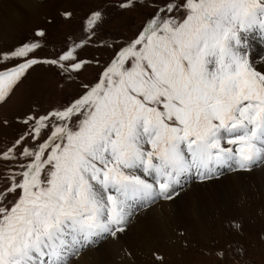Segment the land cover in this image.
<instances>
[{"label": "snow or ice", "instance_id": "6c2138e0", "mask_svg": "<svg viewBox=\"0 0 264 264\" xmlns=\"http://www.w3.org/2000/svg\"><path fill=\"white\" fill-rule=\"evenodd\" d=\"M103 20L94 11L85 38L52 59L35 58L40 40L0 52V104L35 65L79 77L89 64L79 51ZM253 32L264 37V0H166L80 95L27 115L28 131L0 151L15 164L0 177V264H71L97 238L123 233L141 202L178 195L193 170L208 180L225 167L264 165V71L249 58Z\"/></svg>", "mask_w": 264, "mask_h": 264}, {"label": "rangeland", "instance_id": "374dc122", "mask_svg": "<svg viewBox=\"0 0 264 264\" xmlns=\"http://www.w3.org/2000/svg\"><path fill=\"white\" fill-rule=\"evenodd\" d=\"M2 2L0 0V4ZM123 2L125 0H37L33 14L28 15L21 25H16L14 28L11 26V36L0 41V52L40 40L43 47L36 51L35 58L44 60L55 58L66 46L83 40L84 23L94 11H101L104 17L96 36L88 46L79 51L80 58L89 62L79 77L74 81L68 80L55 67L45 64L35 65L27 71L11 98L6 103L0 104V151L6 150L28 131L29 126L22 123L27 115L33 112L37 115L43 114L66 105L84 91L82 84L94 83L115 52L139 34L166 0H134L133 7L121 9L119 5ZM65 13L71 15L66 18ZM39 30L46 33L45 38L35 37V32ZM247 42L250 60L257 70L264 71L258 66L264 61L262 46L264 39L261 37L258 39L251 33ZM255 46L258 49H254ZM259 53L261 57L253 58V55ZM19 62L12 61L7 66L12 67ZM4 121L8 123L5 124ZM31 144L32 142L29 141L25 146ZM259 166H254L250 170ZM8 167L15 168V164L0 161V177L5 174ZM244 172L246 171L238 175L245 177ZM231 174L237 176L235 170L232 173L218 171L213 180L195 179L192 182L195 181L197 184V190L204 185L210 188V182L232 177ZM222 175L225 177L222 178ZM187 182H183L182 185ZM245 182L249 188V182ZM219 184L218 182L217 187L220 186ZM185 187H189V184H185L181 189ZM262 187L261 195L251 194L240 213L235 210L231 212L226 208L223 211L219 209L217 211L219 215L214 216L216 220L211 225L199 222V224L195 223L193 228L173 230L170 243L167 241L156 244V240L151 239L149 240L151 248H147L144 252L132 251V249L127 251L128 245L120 246L118 250H109L111 256L107 264H161L156 258L157 255L163 258L162 264H264V185ZM173 198L170 201H173ZM146 210L136 212L130 223L135 224L142 218L140 212ZM153 213L154 211L149 214ZM234 225H239V229L237 230ZM105 238L106 236L98 238L95 244ZM109 238L113 239L111 236ZM152 242H155V245H152ZM100 245L104 250L101 254L103 258L109 246L105 241ZM98 248L88 250L86 253L96 252ZM220 253L223 255H219ZM78 263H81L80 256L71 261V264Z\"/></svg>", "mask_w": 264, "mask_h": 264}, {"label": "bare ground", "instance_id": "6f19581e", "mask_svg": "<svg viewBox=\"0 0 264 264\" xmlns=\"http://www.w3.org/2000/svg\"><path fill=\"white\" fill-rule=\"evenodd\" d=\"M2 1L3 4H0V41L10 37L12 34L11 28L16 27V25L19 26V24L21 25L22 21L28 15L31 16L33 14L37 0ZM254 49L258 48L255 46ZM260 55V53L258 55L255 54L253 58L259 57ZM258 66L264 69V61H261ZM263 166L260 165L252 170L235 169L237 176H232L231 174L232 177H225L222 175V178H225L220 181L210 182V188L203 183L204 186H201L200 190H197L198 186L195 181L188 180L182 187L185 184H189V187H185L184 189L179 188L178 195H175L176 197L173 198V201L169 200L167 202V200L161 198L155 202L148 203V205L146 204L145 208L139 207L140 209L138 211L147 210L140 212L139 215H142V218L140 216L141 219L137 220L135 224L129 223L125 231L122 234L118 233L116 238L108 239L110 236H106L105 240L83 248L78 255L71 258V261L80 256V262L82 264H107L111 256L109 250H118L120 246L128 245L127 251L132 249V251L144 252L147 248H151V243L149 242L151 239H155L156 244H162L167 241L170 243L172 233H174L173 230L193 228L195 223L199 224V222L211 225L215 222V217L219 215L217 213L219 209L223 211L226 208L231 212L236 211L240 213L242 206L251 194L253 196L261 195V188L264 185ZM233 171L230 169L227 170L228 173H232ZM242 171H246L244 172L246 173L245 177L238 175ZM245 181L249 182L250 189ZM218 182L220 186L217 187ZM157 201L159 202L156 205ZM152 211L154 213L149 214ZM104 241L109 248L104 253V257L101 258L104 250H102L100 244ZM154 243L152 242V245H155ZM93 248L98 249L96 252L91 251L86 253V251L92 250Z\"/></svg>", "mask_w": 264, "mask_h": 264}]
</instances>
